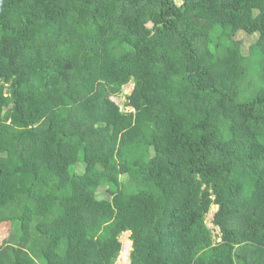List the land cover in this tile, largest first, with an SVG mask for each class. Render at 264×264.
Segmentation results:
<instances>
[{
  "label": "trees",
  "instance_id": "obj_1",
  "mask_svg": "<svg viewBox=\"0 0 264 264\" xmlns=\"http://www.w3.org/2000/svg\"><path fill=\"white\" fill-rule=\"evenodd\" d=\"M5 228L0 264H264V0H0Z\"/></svg>",
  "mask_w": 264,
  "mask_h": 264
},
{
  "label": "rangeland",
  "instance_id": "obj_2",
  "mask_svg": "<svg viewBox=\"0 0 264 264\" xmlns=\"http://www.w3.org/2000/svg\"><path fill=\"white\" fill-rule=\"evenodd\" d=\"M178 3H179V1H178ZM240 37L242 39H244V42H245V44H247V48L249 49V44L252 42V38L253 37H247L245 35H241ZM133 86L134 85L132 83H130L127 86H125L124 89H123V93L124 94L121 95L120 98H115L114 99L118 104H120V106L123 107V103L125 102V95L129 94L133 90ZM145 163H148V161H146ZM77 171L79 173H81L82 169H77ZM216 208H217V206H216ZM214 213H215V211H213L211 214H209V216L207 218V220H208L207 224H208L209 227H213L212 221L214 219ZM7 231H8L7 229L6 230H0V246H1V244L5 243L9 239V235H8ZM122 236H123L122 238H124L125 240H124V243L122 245L121 255L118 258L116 264H129L130 263V252L132 250L131 249V242L129 241L130 235H129V233H124ZM127 242L130 243V251L128 252V256H127L128 259H125L123 257V251H124V248H125Z\"/></svg>",
  "mask_w": 264,
  "mask_h": 264
},
{
  "label": "water",
  "instance_id": "obj_3",
  "mask_svg": "<svg viewBox=\"0 0 264 264\" xmlns=\"http://www.w3.org/2000/svg\"><path fill=\"white\" fill-rule=\"evenodd\" d=\"M133 81H134V79H132V81H131V82H133ZM133 88H134V86H133ZM123 94H124V93H122V95H123ZM121 109H123V107H122V106H121ZM5 111H6V108L4 109V112H5ZM213 210H214V211H216V210H217L216 206H214V207H213ZM124 240H125L124 238H121L120 242L123 244V243H124Z\"/></svg>",
  "mask_w": 264,
  "mask_h": 264
},
{
  "label": "clouds",
  "instance_id": "obj_4",
  "mask_svg": "<svg viewBox=\"0 0 264 264\" xmlns=\"http://www.w3.org/2000/svg\"><path fill=\"white\" fill-rule=\"evenodd\" d=\"M129 235H130V234H129ZM122 237H123V236H122ZM122 237H121V238H122ZM121 238H120V240H121ZM129 241H130V240H129ZM122 245H123V244H122ZM131 249H132V244H131ZM119 257H120V256H119Z\"/></svg>",
  "mask_w": 264,
  "mask_h": 264
}]
</instances>
